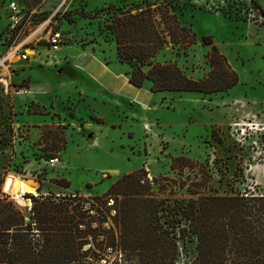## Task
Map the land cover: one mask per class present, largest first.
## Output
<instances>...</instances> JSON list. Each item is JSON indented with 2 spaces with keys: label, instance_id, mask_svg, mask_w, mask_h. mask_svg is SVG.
Listing matches in <instances>:
<instances>
[{
  "label": "rangeland",
  "instance_id": "obj_1",
  "mask_svg": "<svg viewBox=\"0 0 264 264\" xmlns=\"http://www.w3.org/2000/svg\"><path fill=\"white\" fill-rule=\"evenodd\" d=\"M19 1L29 6L44 4L45 8L51 9L63 0ZM162 1L70 0L67 2L66 16L58 17L57 25L67 36L65 45L77 44L84 48L102 45L106 51L112 40L106 26L113 15H118L119 10L126 6L131 9L143 2ZM4 2L0 0L2 23L6 21L1 8ZM246 3L239 5L235 2L222 9L223 4L219 0H173V4L179 7L178 12L197 8L207 10L208 6L221 10L220 15L224 17L246 22L245 26H241L227 19H219L217 14L203 12H193L187 16L200 34L209 33L219 40V47L227 56L231 68L239 75V83L227 92L208 95L155 94L154 105L143 115L131 119L122 117V122L114 130L106 128L102 134L97 133V136L93 130L83 132L88 141L93 142V139L99 138L96 144L98 149L88 150L93 146L85 141L81 146V151L85 154L74 156L73 150L69 149L66 158H73L70 167L74 169L64 163L63 149L67 148L68 137L76 128L70 121H63L60 113L67 111V115L74 114L76 102L58 99V111L52 112L48 107L31 101L27 94H16L21 89L30 90V76L33 83L46 77L57 80V70L43 69L14 58H11V61H16L11 65L12 72L0 70V198L12 202L24 214L23 228L27 230L22 233L28 235L35 255L41 249L45 250V233L38 231L30 219L33 202L25 196L33 195L39 200H42L41 196L49 197L57 202L76 205L68 195L81 193L99 198L102 202L108 197L114 198L117 214L111 219L109 230L99 227L96 231L97 234H105L104 241L94 242L88 251L82 250L83 245L86 238L94 235L87 228H81L86 232L83 238H76V244H84L75 259L67 264L87 262L86 257H95L94 248L102 250L107 245L116 243L125 249H141L138 264H203V260L211 259L212 255L208 252L211 233L208 230L209 215L194 224L196 232H191L190 222L183 220L181 227L187 230L183 236L179 227H168L166 214L163 213L167 207L177 211L181 201L188 199H194L197 203L216 197L245 199L250 203H254L252 200L261 199L258 196L259 185L256 184L259 167L250 157V151L231 134L230 126L246 114H256L264 110V21H255V18L249 17L244 12ZM45 48V45H40L39 51ZM209 51L210 47L202 44L191 47L187 55L166 47L157 55L155 61L176 62L188 77L201 79L210 70L205 59V54ZM137 91L139 94L149 95L148 90ZM79 107L82 112H88L95 107L107 119L116 118L118 115L100 102L92 106H88L86 102ZM75 122L79 123L77 120ZM213 131L222 140L221 143L212 137ZM180 156L191 159L195 163L190 165L193 169L189 166L179 168L183 163H177L176 168H171L172 160ZM50 157H58L59 163L48 167L42 162V159ZM250 164L253 166L251 170ZM75 169L85 178L83 181L78 180V184L75 181L76 185L82 187V192H68L66 188L71 183L68 171L77 176ZM133 172L138 173L137 178L129 179L113 192L110 191L123 176ZM144 172L146 177H143ZM149 178L154 180V185L149 183ZM9 179L10 184H7ZM137 179L140 182L134 187L133 183ZM139 206H147V211L149 206L159 209L156 215L159 220L150 225L147 222L149 214L136 211L135 207ZM125 216H130L128 226L131 231L124 232L123 236L121 230ZM85 220L89 223L95 221L90 218ZM156 242L165 245L167 255L159 249L162 252L151 256L152 250L158 249L151 247ZM230 244L227 245L226 260L218 264L240 262V257L244 254L234 251ZM49 245L50 243L44 254L48 259L46 264H63L52 259ZM261 259L264 260V253ZM20 263L28 264L24 260Z\"/></svg>",
  "mask_w": 264,
  "mask_h": 264
},
{
  "label": "trees",
  "instance_id": "obj_2",
  "mask_svg": "<svg viewBox=\"0 0 264 264\" xmlns=\"http://www.w3.org/2000/svg\"><path fill=\"white\" fill-rule=\"evenodd\" d=\"M251 3L264 15V10ZM177 4L173 0L162 2H143L128 10H119L118 15L110 18L106 26L115 41L117 55L121 63L128 66L129 82L137 88H142L147 81L151 83L153 93H199L202 95L227 92L239 82L237 73L231 68L227 58L221 54L210 37H203L202 43L210 46L205 59L210 67L208 73L201 79L188 77L176 62H156L157 55L166 47L177 49L187 55V51L197 43L196 34L191 26L179 19ZM131 10V11H129ZM134 11V12H133ZM66 15H64L65 17ZM27 87V86H26ZM43 114V113H42ZM212 137L222 142L215 132ZM60 151V150H57ZM183 163L179 168H186L195 164L191 159L180 156L172 160L171 168ZM186 163V164H185ZM193 169V168H192ZM144 172L143 177H146ZM138 177L137 172L123 176L110 189L111 192L123 185L129 179ZM138 180V181H137ZM134 181L138 186L139 179ZM137 193V192H136ZM33 202L30 219L37 226V230L44 232L46 246L37 255L33 251L28 235L22 233L25 216L12 202L0 198V264H21L22 260L28 264H46L47 245L52 259L67 264L73 261L84 243L76 244V238H83L86 230H80L85 225L90 230L89 218L78 204L57 202L49 197L26 195ZM73 202V200H71ZM232 197L207 198L198 202L194 199L182 200L177 211L164 209L165 221L168 227H179L183 236L187 230L181 227L183 220L189 221L191 232H196L195 223L209 215L208 230L210 233V251L212 257L203 260V264H218L226 260L227 245L234 251L244 254L240 262L235 264H264V198L252 200ZM70 206H72L70 208ZM138 213H148L147 222L155 224L159 209L154 206L135 207ZM200 216V217H199ZM89 220V219H88ZM175 220V221H174ZM130 216L123 222L121 233L130 232L128 226ZM28 227V225H26ZM85 235V234H84ZM151 256L158 252L167 255L165 245L158 242L152 244ZM159 249H162L159 250ZM140 250V256L142 250ZM214 253L216 254L214 256ZM140 262V258H139ZM138 262V263H139ZM137 263V264H138ZM192 264H199L193 262Z\"/></svg>",
  "mask_w": 264,
  "mask_h": 264
},
{
  "label": "crops",
  "instance_id": "obj_3",
  "mask_svg": "<svg viewBox=\"0 0 264 264\" xmlns=\"http://www.w3.org/2000/svg\"><path fill=\"white\" fill-rule=\"evenodd\" d=\"M253 1L256 2L258 7L264 10V0ZM128 9H130V7L128 6L123 8V10ZM193 12H203L208 14H211V12L200 8L193 10L183 9L179 12V19L183 23L191 26L193 32L196 34L197 43L194 46H199L201 44L204 45L202 43L203 37L208 36L213 40V45L218 48L219 52L226 56L219 47V40H217L215 36L209 33L200 34L196 28L194 29L191 20L187 19V16L192 14ZM218 18L222 20L227 19L229 21H233L241 26L246 25V22L235 18H227L223 15H219ZM44 38H46L45 35H43V37H39L38 40ZM42 43H44V41ZM57 56L59 62L57 63V65L52 67L42 66L36 60H33V58L31 61H23L29 62L33 65H37L38 67L43 69L57 70V80L55 81L49 77H46L37 83H33L30 76V90L27 95L29 96L28 98H30L31 101H34L41 106L48 107L49 111H58V107L56 104L58 102V99H60V101H62L63 99H67L76 102L75 104L77 105V107H75L74 114L67 115V111L64 113H60L63 121H70L71 125L76 128V131L73 130V134L68 137V143L66 144L67 148L63 149L64 163H66L69 168H73L70 167L73 158H66L67 154L69 153V149L73 150L72 154L74 156H81L85 154L81 151V146L83 145L84 141L85 143L92 144L93 146L92 149L88 150L97 151L98 149L96 147V144L99 138L96 137L95 140L93 139V142L88 141L86 140V137L83 136V132H91V130H93L95 132V136H97V133L102 134L106 130V128L109 130H114L116 128V125L122 122V117H124L125 119H131L137 115L141 116L148 110H150L156 101L154 95L162 93L151 92V83L149 81H147L142 88H137L129 82L127 65L120 62L117 55L116 44L113 39L111 40V42H109V47L106 51L104 50L102 45H98V47L88 46L84 48L77 44H69L65 45L64 48H62V50L57 54ZM14 59H16V61H20L17 58ZM13 61L14 60L9 63V72L11 70V65L16 62ZM228 63H230L229 60ZM141 89L148 90L147 92H149V95L153 96L146 95V93L139 94V91L136 92V90ZM86 102L88 103V106H92V104L100 102L109 110L116 111L118 115L116 118L111 117L110 119H107L103 113L96 111L95 107L88 112H82L79 105ZM51 119L52 118L50 116V120ZM76 120L79 121V123L75 122ZM77 137L80 138L78 139ZM45 160L46 159H42V162L47 165ZM47 166L50 167L49 165ZM76 171L77 176L68 171L69 180L71 182L66 187L67 190H69L68 192H82V187L76 185L75 181L78 184L80 180L83 181L85 180V178H83L79 170ZM73 177L75 178L73 179Z\"/></svg>",
  "mask_w": 264,
  "mask_h": 264
},
{
  "label": "built area",
  "instance_id": "obj_4",
  "mask_svg": "<svg viewBox=\"0 0 264 264\" xmlns=\"http://www.w3.org/2000/svg\"><path fill=\"white\" fill-rule=\"evenodd\" d=\"M1 8L6 17L5 23L0 22V70H9L11 58H17L20 61L36 60L40 65L52 67L59 62L57 54L62 50L67 41L66 34L58 27V17H64L67 12L66 7L70 0L58 2L51 9L45 8L44 4L29 6L19 0H4ZM223 4L222 9L231 3L247 2L244 12L249 17L264 21V15L247 0H219ZM227 1V4H226ZM68 2V3H67ZM211 13L220 15V11L207 6ZM247 11V12H246ZM41 35L46 38L39 39ZM44 41V43H42ZM45 45L42 51L39 46ZM38 47V48H37ZM28 89L17 91L16 94H27ZM231 134L240 141L243 147L250 151V157L257 164L260 198H264V110L256 114H246L240 121L230 124ZM46 164L54 166L59 163L58 157L46 159ZM250 170L253 168L249 165ZM149 183L154 185V180L149 178ZM68 198L78 204L81 210L90 218L95 219L92 222V228L89 230L94 236L86 238V243L82 250L88 251L94 242L102 243L105 239L104 233H98L99 227L109 230L112 221L116 216L115 200L108 197L101 199L83 194L71 193ZM30 210V208H29ZM101 221V223H99ZM90 226V227H91ZM85 225H80L81 228ZM96 232V233H95ZM95 233V234H94ZM94 248V247H93ZM94 258H88L87 262L76 264H137L140 258V250L125 249L120 244L107 245L102 250L93 249Z\"/></svg>",
  "mask_w": 264,
  "mask_h": 264
},
{
  "label": "water",
  "instance_id": "obj_5",
  "mask_svg": "<svg viewBox=\"0 0 264 264\" xmlns=\"http://www.w3.org/2000/svg\"><path fill=\"white\" fill-rule=\"evenodd\" d=\"M7 184H10V179H9V180H7Z\"/></svg>",
  "mask_w": 264,
  "mask_h": 264
},
{
  "label": "flooded vegetation",
  "instance_id": "obj_6",
  "mask_svg": "<svg viewBox=\"0 0 264 264\" xmlns=\"http://www.w3.org/2000/svg\"><path fill=\"white\" fill-rule=\"evenodd\" d=\"M216 254L214 253V256H215Z\"/></svg>",
  "mask_w": 264,
  "mask_h": 264
},
{
  "label": "bare ground",
  "instance_id": "obj_7",
  "mask_svg": "<svg viewBox=\"0 0 264 264\" xmlns=\"http://www.w3.org/2000/svg\"><path fill=\"white\" fill-rule=\"evenodd\" d=\"M28 200V199H27ZM29 201V200H28ZM30 202V201H29Z\"/></svg>",
  "mask_w": 264,
  "mask_h": 264
}]
</instances>
